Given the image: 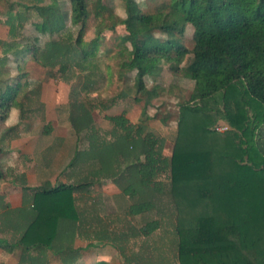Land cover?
<instances>
[{
    "label": "trees",
    "instance_id": "16d2710c",
    "mask_svg": "<svg viewBox=\"0 0 264 264\" xmlns=\"http://www.w3.org/2000/svg\"><path fill=\"white\" fill-rule=\"evenodd\" d=\"M30 1L19 5L8 23L32 26L36 35L24 38L23 52L46 69L48 77L70 85L68 121L74 131L86 130L88 138L95 131L92 112L115 102L111 98L93 105L80 97L93 91L103 77L97 65L102 56L115 61L123 80L133 74L136 92L145 88V78L155 81L164 65L171 74L193 82L188 100L178 104L168 158L162 153L163 140L145 134L142 125L133 127L123 113L105 117L117 138L137 146L134 154H118L106 168L102 165L122 193L139 198L129 206L130 216L152 208L145 196L162 192L159 177L168 172L175 224L169 240L173 258L165 261L264 264V142L256 134L255 144H249L251 131L264 124V0H167L154 13H143L134 0H119L124 18L112 15L103 0H67L66 10L58 0L47 5L44 0ZM89 15L98 22L94 36L84 41ZM117 26L127 37H118V50L110 56L111 50L100 48L101 36ZM186 26L192 29L191 50L180 42ZM38 35L49 39L39 46ZM188 55L189 63L181 66ZM104 68L109 81L111 67ZM18 80L19 76L10 79L0 92V122L13 105ZM218 120L229 130L214 131ZM80 154L76 151L69 164ZM90 184L36 189L34 206L40 209L22 238L40 226L57 233L72 208L71 193ZM159 228L156 219L138 232L146 238Z\"/></svg>",
    "mask_w": 264,
    "mask_h": 264
},
{
    "label": "crops",
    "instance_id": "0c3cea01",
    "mask_svg": "<svg viewBox=\"0 0 264 264\" xmlns=\"http://www.w3.org/2000/svg\"><path fill=\"white\" fill-rule=\"evenodd\" d=\"M30 2L0 0V59L3 66L0 69V92L12 78L19 76L20 84L13 105L0 122V264H126L125 258L128 257L121 253V244L125 240L116 239L115 245H110L105 239L92 237V233L96 228H105L107 233L115 232V236L126 235L124 231H116V223L123 226L127 223L130 227L140 214H128L129 206L134 204L133 198L122 193L112 183L110 174L103 173L101 163L88 155L90 147L86 130H73L68 121L69 111L66 125L59 122L54 117V107L46 104L44 99V78L39 73L29 74L30 63L35 64L23 52L29 23L18 26L17 23H8V19L19 5ZM39 36L48 38L47 35ZM15 67L21 72H16ZM39 67V70L43 69ZM4 70L9 75L6 78L1 75ZM58 82L56 89L59 85L62 88L68 85ZM76 151H81L79 160L70 165ZM66 171L74 175L68 176ZM83 183L91 184L71 193L72 208L57 233L53 235L49 228L40 226L22 238L40 209V206H34L36 189ZM108 216L112 219L110 224L106 220ZM82 221L86 235H80ZM68 224L72 226H68L66 233L62 226ZM110 226L114 228L110 230ZM63 239H68V243ZM121 259L124 260L122 263Z\"/></svg>",
    "mask_w": 264,
    "mask_h": 264
},
{
    "label": "rangeland",
    "instance_id": "374dc122",
    "mask_svg": "<svg viewBox=\"0 0 264 264\" xmlns=\"http://www.w3.org/2000/svg\"><path fill=\"white\" fill-rule=\"evenodd\" d=\"M58 1L59 5L63 9H68L67 0ZM134 1L139 5L143 13H154L157 8H159L162 3L167 0ZM103 2L107 5L112 15L119 18L125 17L122 3L119 0H103ZM49 3L50 0H45L43 5H47ZM11 10L14 11L15 8L12 6ZM106 16L107 14H104V17ZM97 22V19H94L92 15H89L87 29L83 37L84 41H88L94 36L95 25ZM27 31L28 37H33L35 35V32L30 25L28 26ZM73 33H75V30ZM121 36L127 37L123 27L121 26H117L113 31L104 30L101 36V50L103 51L109 49L112 51L110 56L113 55L118 50L116 44L118 43V37ZM191 36L192 29L189 26H186L185 32L180 38V42L187 50H191L193 46ZM47 39L49 38L46 36H39L38 45L41 46L45 41H47ZM190 59V55L186 56L181 63V66L188 64ZM1 64L0 59V69L3 68ZM97 65L103 77L98 81L93 91L87 94L81 93L80 97L82 100L93 105H97L101 101H108L111 98H114L115 102L106 110H95L92 112L93 128L95 131L93 130L90 132L89 146L91 147L88 155H91L94 160L100 162L101 165L106 168L108 160L112 157L126 152L128 154H134L137 152V146L131 142V140L125 141L124 138H117L115 136L118 133L117 130L115 131L113 129V125L105 119L106 116H117L123 113L126 121L130 125L133 127L142 125L145 128V134L149 133L154 137L162 139V153L164 157L168 158L170 156L176 134L178 104L188 100L193 88V82L184 79L179 75L171 74L168 71L167 66L164 65L162 66L161 73L155 81L145 78V88L140 92H136L132 82L133 74L129 75L128 80H123L119 75V70L113 59L104 58L102 56L97 61ZM106 65L111 67V77H109V81L104 78V67ZM17 68L15 67L16 72L20 73L21 69ZM38 70V66L30 63L29 74L37 75L39 73V75L41 74L44 78L45 88L43 96L46 104H50L52 108L54 107V111H56L54 112L56 114L54 117L60 120L59 122L66 125V115H68L69 111L67 105L70 90L69 85H65L63 88L59 85L58 89H56L55 87L59 82H56L52 78L48 77L46 69H40L39 71L41 72H38ZM1 75L4 76V78L9 76L6 70H4ZM153 89L154 94L152 93ZM121 93H125L126 97L121 98ZM218 126H226L229 130L227 124L222 120H218L214 124L212 127L213 130L216 131L215 129ZM256 134L260 140L264 142V124H258L256 129L251 131L250 146H253ZM127 146H132L133 150H127ZM65 173H67L68 176L74 175V173L70 171H66ZM65 173L63 176H65ZM159 178L161 179L164 187L162 192L160 194H156L152 191L150 194L146 195L144 199L152 203V208L136 217L133 224H130V227H128L127 223H125L127 227L123 229L125 225L123 226L121 223H116V231H124L126 235L119 234L118 236H115V232H113L114 234L110 233L108 230H112V228H114L112 226L107 229L108 233L105 228H96L92 233V237H96L99 240L105 239L110 242V245H115L113 242L116 239L121 241L125 240L126 242L124 241L123 244H121V253H124V255L132 262L135 261V264H168L165 259L172 260L173 258L172 245L169 240H171V236H173L175 218L169 191L168 172ZM53 184L57 183L54 182ZM132 188L138 193L139 189L136 182L132 183ZM137 196L139 195L137 194ZM133 200L134 202H138L139 198L137 197ZM108 215L110 216L111 212ZM109 216L106 218L108 224H110L112 220ZM156 219L159 221L160 228L148 237H142L138 232V228L147 222ZM81 223L82 226L79 228L80 235H86L83 227L84 222L82 221ZM96 225H98V223H96ZM68 226H72V224H68L66 227L62 226V229L66 228V233L68 231ZM76 230L78 229L76 228ZM71 231H74V228L71 229ZM127 234H129L132 238H129ZM60 235H63V233L61 232ZM63 240H66V243L69 241L68 239ZM123 261L124 260L122 259L120 260L121 263Z\"/></svg>",
    "mask_w": 264,
    "mask_h": 264
},
{
    "label": "built area",
    "instance_id": "2783aa9c",
    "mask_svg": "<svg viewBox=\"0 0 264 264\" xmlns=\"http://www.w3.org/2000/svg\"><path fill=\"white\" fill-rule=\"evenodd\" d=\"M228 128L226 127V126H218V127H216V131L217 132H223V131H225V130H227Z\"/></svg>",
    "mask_w": 264,
    "mask_h": 264
}]
</instances>
